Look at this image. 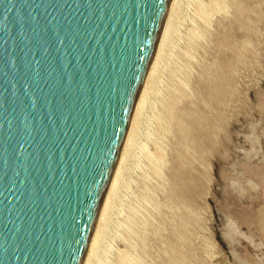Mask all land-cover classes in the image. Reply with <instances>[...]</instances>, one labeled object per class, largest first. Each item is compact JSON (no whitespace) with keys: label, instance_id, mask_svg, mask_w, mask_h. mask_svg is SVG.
<instances>
[{"label":"water","instance_id":"water-1","mask_svg":"<svg viewBox=\"0 0 264 264\" xmlns=\"http://www.w3.org/2000/svg\"><path fill=\"white\" fill-rule=\"evenodd\" d=\"M170 0H0V264H81Z\"/></svg>","mask_w":264,"mask_h":264},{"label":"rangeland","instance_id":"rangeland-1","mask_svg":"<svg viewBox=\"0 0 264 264\" xmlns=\"http://www.w3.org/2000/svg\"><path fill=\"white\" fill-rule=\"evenodd\" d=\"M223 1L208 25L194 9L208 0L181 1L162 89L110 214L108 264L121 251L136 264H264V0ZM191 28L201 35L189 44ZM156 138L158 175L143 155Z\"/></svg>","mask_w":264,"mask_h":264},{"label":"bare ground","instance_id":"bare-ground-1","mask_svg":"<svg viewBox=\"0 0 264 264\" xmlns=\"http://www.w3.org/2000/svg\"><path fill=\"white\" fill-rule=\"evenodd\" d=\"M181 1L182 0H170V2H169L168 9H167V12H166L164 20H163V24H162V27H161V30H160V33H159V36H158V39H157V43H156V46H155V49H154V52H153L149 67L147 69L146 75H145V77L143 79L142 85H141L139 93L137 95V98H136V101H135V104H134V107H133V111H132L130 119H129L127 130H126V133H125V136H124L121 148H120V152H119L118 158L116 160V164H115V167L113 169V172H112L110 181L108 183L107 189L105 191L103 200H102L101 205L99 207V211L97 213L95 224H94V227L92 229V233L90 235V238H89V241H88V244H87V248H86V251H85V254H84V257H83V260H82L81 264H108L107 263L108 260H107L106 255H105L106 254L105 252L107 251L106 250L107 248H106V244H105L106 242H104V237H105V235H106V233H107V231L109 229L108 228V223H109V219H110V214L112 212L113 206L116 205V200H119V199H117L119 191L121 190V188L126 187L125 186L126 185V178H127L126 177V173L128 171L130 161L133 158H135L134 157L135 156L134 152H135V149L138 147V143H139L137 141V139H139V137L137 138V136L140 135L139 134L140 130H143V129H140V126H141L142 121L145 119V118L143 119L144 111H146V107L150 105V102L152 101L151 98H153V96L158 93V90L160 88L162 89V86L159 89L157 87L158 83L160 82L159 81V75L161 73V70L165 66L164 63L167 62L166 61V56L171 52V50L173 48V40L174 39L172 37H174L175 33L177 32L176 31V29H177L176 26H177V24L179 23V20H180V7H182L181 5L183 4V3L181 4ZM225 6L226 5L224 4L223 0H208L207 3L198 2L195 5V7H194L195 16L197 17V19L202 21L204 23V25H205L208 22V19L210 18V16L213 13H216L218 11H224L226 9ZM194 9H192V10H194ZM184 17H186V16H184ZM212 17H214V15ZM206 25H208V24H206ZM208 27L210 28V26H208ZM186 35L188 37V42L190 44V42L195 41L196 38H199L201 33L199 32L198 29H192L191 28L189 33L186 34ZM184 55L187 56L188 52H186ZM165 68H166V66H165ZM170 74L172 75V73H170ZM151 106L152 105H150V107ZM153 109H154V107H153ZM147 117H148V114H147ZM155 120L158 122V125H159L158 126V131H157V136L159 137L160 133L166 131V128L162 125L163 124V116H161L160 114L155 115ZM145 123H144V125L146 126ZM142 125H143V123H142ZM141 128H142V126H141ZM145 132H147V131H145ZM143 133H144V131H143ZM149 138H151V137H149ZM157 139L158 138H156V141H154V144H153V145H155V151L153 153H150V152H148L146 150H145V152H143V155H144L145 159L149 162V164L152 165V168H151L152 172L154 174H156V175L159 174L158 173L159 172L158 171L159 165L162 163L161 148H160V145H159V142H158ZM140 147H139V149H140ZM142 148H143V146H142ZM136 153H138V152L136 151ZM138 163H140V162H138ZM136 165L137 164H135V166ZM133 167H134V165H133ZM142 167L144 168V166H142ZM131 171L133 173L134 170H131ZM141 172H142V170H141ZM131 176H133V175H131ZM131 179H132V177H131ZM131 181H133V180H131ZM122 193H124V192H122ZM116 211H118V210H116ZM113 212H114V210H113ZM132 212L134 213V215H136V211L135 210H133ZM134 215L132 217H129L128 221L133 219ZM116 217H117V215H116ZM111 222H110V224H111ZM114 223H115V221H114ZM111 237H112V235H111ZM107 238H109V237H107ZM109 246H110V244H109ZM135 261L136 260H135L134 256H132L131 254H129L127 252H122L121 251L120 255H119V258H118V261H117L118 263H115V264H136Z\"/></svg>","mask_w":264,"mask_h":264}]
</instances>
